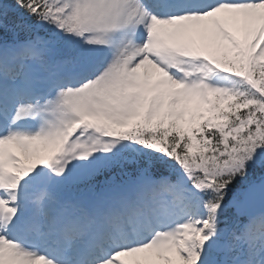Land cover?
Masks as SVG:
<instances>
[{"label": "snow or ice", "instance_id": "6c2138e0", "mask_svg": "<svg viewBox=\"0 0 264 264\" xmlns=\"http://www.w3.org/2000/svg\"><path fill=\"white\" fill-rule=\"evenodd\" d=\"M0 264H264V0H0Z\"/></svg>", "mask_w": 264, "mask_h": 264}]
</instances>
